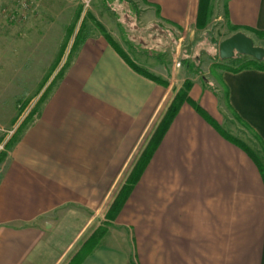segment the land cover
Returning a JSON list of instances; mask_svg holds the SVG:
<instances>
[{
    "label": "crops",
    "instance_id": "1",
    "mask_svg": "<svg viewBox=\"0 0 264 264\" xmlns=\"http://www.w3.org/2000/svg\"><path fill=\"white\" fill-rule=\"evenodd\" d=\"M140 1L179 27L220 2ZM221 4L218 16L235 32H264V0ZM192 80L115 211L109 197L175 91L134 70L101 34L77 44L0 162V264H68L100 216L106 231L79 264H264V69L221 67ZM19 96L0 95V127L18 117ZM227 119L255 150L225 138Z\"/></svg>",
    "mask_w": 264,
    "mask_h": 264
},
{
    "label": "rangeland",
    "instance_id": "2",
    "mask_svg": "<svg viewBox=\"0 0 264 264\" xmlns=\"http://www.w3.org/2000/svg\"><path fill=\"white\" fill-rule=\"evenodd\" d=\"M219 1L209 3L204 18L179 27L155 18L140 0H0V95H20L18 117L12 125L0 127V152L6 153L5 144L28 123L22 125L39 97L49 95L81 37L103 36V30L135 65L172 85L175 95H171L170 104L176 96L183 99L185 92L188 95L193 77L204 80L214 77L218 68L232 69L250 61L251 57L237 53L230 59L219 58V43L235 33L218 16L222 7ZM250 38L254 45L264 48V35L253 33ZM4 102L8 101H1L3 107ZM223 128L226 136L255 150L252 138L233 120L227 119ZM156 136L157 130L141 157ZM129 177L109 197L111 209L117 205ZM103 218H97L91 236L105 233L109 223Z\"/></svg>",
    "mask_w": 264,
    "mask_h": 264
},
{
    "label": "trees",
    "instance_id": "3",
    "mask_svg": "<svg viewBox=\"0 0 264 264\" xmlns=\"http://www.w3.org/2000/svg\"><path fill=\"white\" fill-rule=\"evenodd\" d=\"M197 21H198V16H197ZM259 35H264V32H255ZM102 34L103 36L107 39V41L112 44L115 49H117V51H119V53H121V55L123 56V58L125 59V61L137 72L144 74L145 76L157 81V82H161L164 83V81H162L159 77H155L152 74L148 73L145 69L138 67L137 65H135L128 57L127 55L119 48V46H117V44L115 42H113L112 38L106 34L103 30H102ZM78 36V34H77ZM86 37V36H85ZM85 37H81L80 38V42H82L84 40ZM79 42V43H80ZM252 61V62H251ZM249 67H255V68H260V69H264V63L260 62V61H256L255 59H250V61L243 63L242 65H239L237 67H232V69H243V68H249ZM185 86L188 89V82H185ZM182 94H179L178 96H180ZM46 97V95H44V93L39 97L37 103L35 104V107L32 108V110L27 114V116L23 119V123L22 125H25L27 122H29L32 118H34L38 112V104H40V102H42L44 100V98ZM184 98H177V96L175 97V99L173 100V102L169 105L167 112L165 114V116L163 117V120L159 126V128L157 129V136L155 137L153 143L151 144V146L147 149V151L143 152L141 159L139 160V162L137 163V165L135 166V168L133 169L132 173L130 174L129 180L127 181L126 186L124 187L123 192H121L118 201H117V205L114 204V209L115 211L118 210L120 208V206L123 204L124 200L126 199V197L128 196V193L131 191L132 187L134 186V184L136 183L140 173L143 171L144 167L146 166L151 154L153 153V150L155 149L158 141L160 140L161 136L164 134L165 130L167 129L168 125L170 124V122L172 121V119L174 118V116L176 115L180 105L182 104V102L184 100L187 101L188 99V95L185 92L184 93ZM225 138H227L230 141H233L235 144L237 143V141L229 136L225 135ZM14 141V140H13ZM13 141L11 142H7L5 144L6 148H9L10 145L13 143ZM4 151L0 152V162L2 161V159L4 158ZM100 234L101 233H97V235H92L83 245V248L81 249V251L79 253H77V255L68 263V264H79V262L81 261V259L88 253L91 251V249L98 243L99 239H100ZM103 235V234H102Z\"/></svg>",
    "mask_w": 264,
    "mask_h": 264
},
{
    "label": "water",
    "instance_id": "4",
    "mask_svg": "<svg viewBox=\"0 0 264 264\" xmlns=\"http://www.w3.org/2000/svg\"><path fill=\"white\" fill-rule=\"evenodd\" d=\"M235 53L264 62V48L254 45L253 40L240 31L219 43L218 55L220 59H230Z\"/></svg>",
    "mask_w": 264,
    "mask_h": 264
},
{
    "label": "built area",
    "instance_id": "5",
    "mask_svg": "<svg viewBox=\"0 0 264 264\" xmlns=\"http://www.w3.org/2000/svg\"><path fill=\"white\" fill-rule=\"evenodd\" d=\"M88 2V0H86V3Z\"/></svg>",
    "mask_w": 264,
    "mask_h": 264
}]
</instances>
